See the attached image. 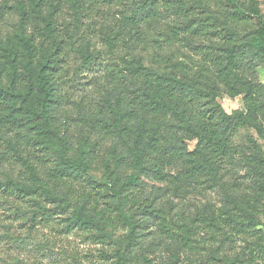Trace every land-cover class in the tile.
I'll list each match as a JSON object with an SVG mask.
<instances>
[{
	"label": "trees",
	"instance_id": "1",
	"mask_svg": "<svg viewBox=\"0 0 264 264\" xmlns=\"http://www.w3.org/2000/svg\"><path fill=\"white\" fill-rule=\"evenodd\" d=\"M14 1L17 24L11 34L0 35V193L29 198L42 213L48 210L44 201L56 203L63 213L69 208L70 201L54 190L49 178L67 183L87 175L93 157L87 143L75 150L59 134L55 113L60 82L72 54L84 67L98 59L95 40L81 30L85 11L101 3L117 5L123 7L121 17L100 33L118 59L104 78L109 112L102 120L106 139L113 141L105 161L112 210L129 230L124 248L115 252L116 264H131L137 257L129 250L137 225L126 209L132 200L125 189L139 185L141 177L164 183L175 193L221 191L224 206L212 218L226 217L238 233L254 234L257 241L252 244L258 245L264 264V150L254 137L243 145L236 142L242 129L253 130L264 141V87L253 66L254 60H264L258 2L246 6L241 0H226L233 7L229 18L208 14L197 20L190 34L208 42L202 53L209 66L190 78V66L164 57L160 47L150 61L140 50L145 44L142 27L157 21L159 8L176 5L173 0ZM249 17L259 26L244 41L229 23ZM222 89L240 97L243 108L228 114L219 101ZM192 139L196 146L189 151L186 142ZM45 155L55 163L48 176L40 172ZM119 166L131 170L121 187ZM239 171L245 175L239 177ZM140 205L144 213L152 207ZM67 221L81 229L94 226L99 238L111 239L100 224L109 222L106 210L89 213L85 206H75ZM159 228L187 241L192 233L184 226L176 231L165 216ZM150 262L142 257L141 264Z\"/></svg>",
	"mask_w": 264,
	"mask_h": 264
},
{
	"label": "rangeland",
	"instance_id": "2",
	"mask_svg": "<svg viewBox=\"0 0 264 264\" xmlns=\"http://www.w3.org/2000/svg\"><path fill=\"white\" fill-rule=\"evenodd\" d=\"M173 1L176 5L159 8L156 22L142 27L145 44L140 50L150 61L154 51L160 47L164 57L190 66L188 75L193 78L195 72L206 69L209 64L202 53L208 42L200 35L192 36L191 27L208 14L227 19L233 7L226 0ZM241 1L246 6L251 3V0ZM256 1L264 22V0ZM14 3V0H0V35L3 37L12 33L18 21ZM122 9L101 3L97 9L85 11L81 30L95 40L93 49L98 59L91 67H84L80 57L72 54L60 82L56 127L75 150L83 143L89 145L93 157L89 173L67 183L49 178L54 190L70 201L65 213L56 209V203L44 201L49 211L42 213L29 198L0 193V264H116L115 252L125 246L123 241L129 230L117 217L118 213L112 210L114 199L108 192L110 182L105 161L109 158L113 141L106 139L105 131H102L103 116L109 112L104 78L108 68L118 59L117 52L111 53L100 37L101 28L113 25L114 19L121 17ZM229 24L244 41L249 40L259 26L253 17ZM253 66L264 87V60H254ZM219 101L228 114L243 108L242 99L228 96L224 89ZM248 137H254L264 150V141L258 139L251 129L240 130L236 142L243 145ZM186 144L188 150L193 151L196 140H188ZM33 149L31 147V152ZM54 164V159L45 155L41 174L48 176ZM20 169V166L16 168V174ZM119 170L121 187L131 170L124 166H119ZM178 171V168L172 170L173 173ZM238 174L239 177L244 176L245 171ZM0 179H3L1 174ZM125 190L132 200L126 209L137 225L135 238L129 247L131 254L137 257L131 264H141L142 257L149 258L150 264H263L258 245L252 244L257 241L254 234L238 233L226 224V217L224 221L212 218V213L224 206L221 191L199 189L175 193L170 186L146 177H141L139 185ZM144 203L152 204L147 213L140 207ZM75 206H85L89 213L106 210L109 222L100 221V224L111 239L99 238L94 226L88 229L72 226L67 218L72 216ZM164 216L176 231L179 226L192 228L190 240L179 236L173 238L162 232L159 224ZM261 218L264 220V215Z\"/></svg>",
	"mask_w": 264,
	"mask_h": 264
}]
</instances>
